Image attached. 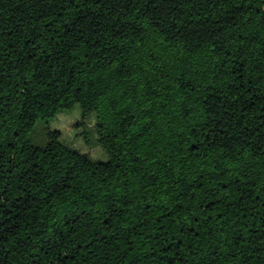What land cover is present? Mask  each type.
Segmentation results:
<instances>
[{
  "label": "trees",
  "instance_id": "16d2710c",
  "mask_svg": "<svg viewBox=\"0 0 264 264\" xmlns=\"http://www.w3.org/2000/svg\"><path fill=\"white\" fill-rule=\"evenodd\" d=\"M0 264H264V0H0Z\"/></svg>",
  "mask_w": 264,
  "mask_h": 264
},
{
  "label": "rangeland",
  "instance_id": "374dc122",
  "mask_svg": "<svg viewBox=\"0 0 264 264\" xmlns=\"http://www.w3.org/2000/svg\"><path fill=\"white\" fill-rule=\"evenodd\" d=\"M70 119H71V117L69 115H64V114L59 115V117L57 119V125H58V127H60V129L63 132H65V133L66 132L68 133L70 131V126H69ZM76 120L77 119H75L74 121H72V123L75 122ZM53 122H54V118L49 119L46 122H43V124H44L45 127H47V126H52L53 127Z\"/></svg>",
  "mask_w": 264,
  "mask_h": 264
}]
</instances>
